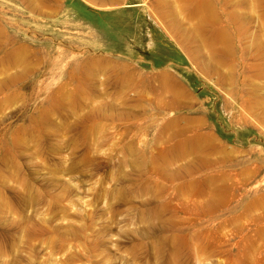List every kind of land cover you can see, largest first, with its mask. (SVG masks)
<instances>
[{
  "label": "rangeland",
  "instance_id": "374dc122",
  "mask_svg": "<svg viewBox=\"0 0 264 264\" xmlns=\"http://www.w3.org/2000/svg\"><path fill=\"white\" fill-rule=\"evenodd\" d=\"M0 264H264V0H0Z\"/></svg>",
  "mask_w": 264,
  "mask_h": 264
}]
</instances>
